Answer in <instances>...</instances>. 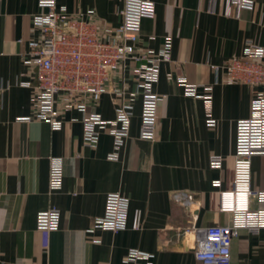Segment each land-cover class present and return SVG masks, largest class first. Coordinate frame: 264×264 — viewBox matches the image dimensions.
<instances>
[{
    "label": "crops",
    "instance_id": "0c3cea01",
    "mask_svg": "<svg viewBox=\"0 0 264 264\" xmlns=\"http://www.w3.org/2000/svg\"><path fill=\"white\" fill-rule=\"evenodd\" d=\"M155 15L141 21L139 46L159 51L171 38L168 60L159 65L153 90L159 102L155 139L140 137L141 97L133 102L129 136L111 158L113 138L101 132L94 147L83 142V117L115 118V99L103 93L85 112L62 111L61 127L32 119L36 80L24 63L28 41L37 37L32 17L37 0H0V264H124L129 250L147 254L141 264H201L183 229L230 224L219 193L233 179L236 122L250 116L255 89L224 81L223 66L242 52L245 40H264V0L227 14L225 0H150ZM124 0H57L69 13L99 24L121 23ZM184 79V81H181ZM29 83V85L27 84ZM135 91L136 83L128 82ZM120 79L110 89L121 87ZM210 87V109L203 95ZM208 112L215 121L207 125ZM221 156L220 168L210 165ZM62 162V183L49 189L51 158ZM219 185H215V182ZM250 187L264 190V154L250 160ZM128 200L126 228L93 229L106 195ZM251 209L257 199L248 198ZM56 207L55 230L37 228V213ZM140 226L132 227L134 212ZM93 229V230H91ZM233 264H264V228H242L230 245Z\"/></svg>",
    "mask_w": 264,
    "mask_h": 264
},
{
    "label": "built area",
    "instance_id": "2783aa9c",
    "mask_svg": "<svg viewBox=\"0 0 264 264\" xmlns=\"http://www.w3.org/2000/svg\"><path fill=\"white\" fill-rule=\"evenodd\" d=\"M227 14L232 7L235 15L241 8H254L252 0H225ZM39 11L32 17V31L37 37L28 41L24 63L36 80L30 103V118L46 122L54 129L61 127L59 115L62 111L76 109L85 112L95 104L103 93L111 90L118 103L115 118L104 119L98 112H90L82 119L83 142L94 147L101 132L113 138L114 150L124 145L129 136V123L133 115V102L141 97L140 137L154 140L158 118L159 102L163 96L153 90L158 81L159 65L168 60L171 38L166 36L157 52L139 46L141 21L155 15L154 3L150 0H124L121 8V23L99 24L91 17L85 19L82 13H69L57 5V0H37ZM224 81L246 84L255 89L251 99L250 116L236 122V142L233 160V179L228 191L219 193V209L233 213L230 224H214L204 228L194 225L183 229L189 237L190 247L201 264H233L230 245L242 228L258 231L264 228V190L250 187V160L253 155L264 154V40L256 44L247 39L239 56L231 58L224 66ZM120 79L121 87L110 89L112 79ZM136 83L135 91L128 90V82ZM184 81V79H181ZM29 85V83L27 82ZM3 88L0 85V92ZM210 87L203 95L207 110L210 107ZM207 125L215 121L208 112ZM221 156L212 155L210 165L220 168ZM62 162L51 158L49 189H60L62 183ZM219 185V182H215ZM257 199L259 207L251 209L248 198ZM128 210L127 198L119 193L106 195L103 214L94 220L93 229L120 231L126 228ZM60 212L49 207L37 213V228L55 230L59 225ZM140 226V213L134 212L132 227ZM91 229V230H93ZM147 254L129 250L124 264H141Z\"/></svg>",
    "mask_w": 264,
    "mask_h": 264
}]
</instances>
